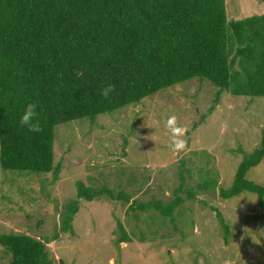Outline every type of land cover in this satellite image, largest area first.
Wrapping results in <instances>:
<instances>
[{"label":"rangeland","instance_id":"rangeland-1","mask_svg":"<svg viewBox=\"0 0 264 264\" xmlns=\"http://www.w3.org/2000/svg\"><path fill=\"white\" fill-rule=\"evenodd\" d=\"M226 6L229 20L264 15V0H226ZM219 92L210 80L195 77L93 119L59 124L58 178L0 164V234L46 241L55 264H264V200L251 192L224 199L218 188H230L240 163L261 146L264 97L223 91L209 113ZM171 115L187 129L183 151L173 150L166 131ZM184 178L187 187L201 183L211 190L199 191L187 216L175 215V224L166 220L158 227L156 213L140 222L128 214L135 200H171ZM247 178L264 185V158ZM79 183L115 196L131 194V200L107 193L79 199ZM76 202L72 229L64 231L67 205ZM218 212L231 229L229 243ZM10 258L0 243V264Z\"/></svg>","mask_w":264,"mask_h":264},{"label":"trees","instance_id":"trees-1","mask_svg":"<svg viewBox=\"0 0 264 264\" xmlns=\"http://www.w3.org/2000/svg\"><path fill=\"white\" fill-rule=\"evenodd\" d=\"M195 77L220 88L209 113L223 91L264 97V15L229 20L226 0H0L1 167L54 172L58 178L59 124L93 119ZM29 102L39 106V133L19 124ZM263 158L264 134L261 146L240 163L230 188L218 187L222 198L251 192L263 202L264 185L247 178ZM185 183L184 178L175 186L171 200L132 201L128 214L140 222L156 213L155 221L162 220L158 227L166 220L175 224V215L185 216L189 201L211 188ZM78 187L79 199L107 193L131 200V194L115 196L105 187ZM69 205L64 231L72 229L79 210L78 202ZM218 217L229 243L231 229L220 212ZM140 234L144 240L146 233ZM0 243L10 264H55L47 242L32 235L2 233Z\"/></svg>","mask_w":264,"mask_h":264},{"label":"clouds","instance_id":"clouds-1","mask_svg":"<svg viewBox=\"0 0 264 264\" xmlns=\"http://www.w3.org/2000/svg\"><path fill=\"white\" fill-rule=\"evenodd\" d=\"M112 91L111 86L104 90V95L108 96ZM38 104L35 102H29L24 107L20 119L19 124L22 127L27 128L32 133H39L41 130L40 122H39V111ZM159 131V128L156 127ZM165 128L167 133L169 134V138L172 142V148L174 151H183L186 149V142L181 139L187 131L186 128L181 126L178 123V119L175 115H171L167 118L165 122Z\"/></svg>","mask_w":264,"mask_h":264}]
</instances>
